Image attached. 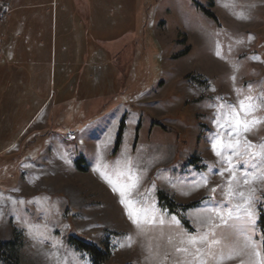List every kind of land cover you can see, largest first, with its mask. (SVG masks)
<instances>
[{
	"label": "rangeland",
	"instance_id": "374dc122",
	"mask_svg": "<svg viewBox=\"0 0 264 264\" xmlns=\"http://www.w3.org/2000/svg\"><path fill=\"white\" fill-rule=\"evenodd\" d=\"M11 1L10 25L19 24L22 12L25 23L52 24L51 14L32 16L46 0ZM53 1L60 24L64 1ZM93 2V27L110 26L107 39L118 42L109 46L116 57L99 53L102 62L108 61L107 71L104 64L85 67V81L79 82L76 96L65 98L60 108L58 103L53 108L59 100L56 92L42 96L39 101L52 126H35L41 113L30 123L40 106L30 90L31 105L25 111L17 114L14 106L10 121L1 112L0 264H93L89 252L78 249L71 238L109 253L102 264H194L196 248L206 264H217L215 257L229 251L234 258L222 264H256L253 249L245 246L244 234L238 231L240 222L227 216L233 205L244 201L234 195L229 202L226 194L243 191L247 196L255 189L253 240L264 254L258 225L264 213V179L244 183L245 171L250 176L259 173L251 163H240L258 150L246 152L245 139L254 145L264 143V123L251 132L229 135L218 121L225 123L221 105L247 102L248 97L259 105L248 119H264V0ZM96 77L100 80L93 81ZM3 109L10 111L9 104ZM123 117V140L114 154ZM217 133L225 143L240 141L235 154L224 153L231 155L230 163L213 149ZM80 157L86 172L76 167ZM254 163L264 170V162ZM102 172L120 186L132 189L135 184L127 198L138 201L136 207L149 209L147 216L139 217V226ZM232 172L237 179L229 185ZM159 190L180 207H162ZM194 202L191 208L181 207ZM218 212L227 225L221 224ZM205 234L208 241H221L212 246L214 255L200 241ZM191 238L197 244H189ZM7 242H13L10 249ZM183 248L188 252L177 251ZM10 254L14 261H8Z\"/></svg>",
	"mask_w": 264,
	"mask_h": 264
},
{
	"label": "crops",
	"instance_id": "0c3cea01",
	"mask_svg": "<svg viewBox=\"0 0 264 264\" xmlns=\"http://www.w3.org/2000/svg\"><path fill=\"white\" fill-rule=\"evenodd\" d=\"M63 1L64 4L60 13L63 16L60 24H57L58 11L57 8H54L55 1L53 0H46L45 3H41L40 7L42 8L40 11L38 10L32 15L48 17L51 14V25L25 23L27 20L24 21L25 16L23 15H26V12H22L19 14L21 16L19 24L12 26L10 25V20L14 8L9 17L4 22H0V93L3 92L0 95V115L6 114L9 121L11 120V112H13L14 106L17 114L28 108L27 105L31 101L28 98L30 90L31 96L35 97L32 98L35 99L34 102H39L37 104H40L30 123L35 121L34 119L41 113L35 126L46 127L49 125L47 123L49 117L44 114L46 110L42 109L43 106L40 103L41 101H39L41 97L49 91L56 92L55 96L57 94L59 100L53 104V108L56 103L59 104L57 106L60 108V104L65 102V98L73 100L74 96H76L79 82L85 81V67L98 64H104L106 67L108 61L102 62L101 54L99 53H104L106 58L109 57V54L110 58L116 57V55L109 52V46H117L118 43L116 41L109 42L107 39V33L111 30L110 26L99 25L98 27L100 28L98 29L93 27L92 19H94V15L91 11L94 8L92 5H94L93 1L95 0H90L92 9L87 7L85 2L87 0H83V3L79 0V11H72L69 0ZM49 5L52 6L51 12L46 10ZM80 13L82 14L80 15ZM95 57L100 62L96 63L94 61ZM61 66L62 68H60ZM75 66H79L78 68L81 69L78 76L75 73L77 70V68L75 70ZM90 78L89 76L87 81H90ZM104 78L107 81V76H104ZM118 79H120V76L119 78L117 77ZM20 80L31 82L30 85L23 83V85L17 84V86L15 81L20 82ZM42 80H46L47 83H41ZM97 80L100 79L97 77L93 79V81ZM86 84L89 88L90 84L88 82ZM11 92H14V96L9 95ZM8 104L10 111L5 112L3 108L8 107ZM1 112L4 113L1 114ZM44 122H46L45 126H43ZM49 122H51V118ZM49 126L52 125L50 124Z\"/></svg>",
	"mask_w": 264,
	"mask_h": 264
},
{
	"label": "snow or ice",
	"instance_id": "6c2138e0",
	"mask_svg": "<svg viewBox=\"0 0 264 264\" xmlns=\"http://www.w3.org/2000/svg\"><path fill=\"white\" fill-rule=\"evenodd\" d=\"M246 100L247 102L245 100H240L237 104L221 105L222 115L225 120V123L220 124L218 121V126L221 127L225 133L229 135H239L240 132L248 133L251 132L254 128H256L259 124L264 123V119L257 118L254 116L251 120L248 119L249 116H252V114L259 109V105L254 104L252 102L253 98L251 97L246 98ZM225 108L227 109L226 111H224ZM238 147H240V141H236L234 145L231 143H225L222 139H219V133H217V142L213 143V149L216 151V154L218 156H221L224 159L225 163H230L232 157L231 155L224 156V153L229 152L235 154ZM243 147L245 148L246 152H248L249 149H258L257 151L251 152L248 160L241 161L240 163L242 165L251 163L252 170L259 173L258 176H250V173L248 171H245L242 176L244 183H247L249 179H252L253 181L258 178L264 179V170H260L259 166L254 163V161L264 162V143H261L260 145H254L250 141L245 139L243 141ZM223 171L224 170L221 171V175H223ZM228 171L231 172V169H228ZM101 175L104 176V178L108 180V182L112 185L113 191L119 193L121 197L120 203L125 205L129 218L133 221V223L139 226V217L147 216L149 209L145 207H136L138 201L127 198L131 196V192L132 189L135 188V184H133L132 189H130L125 186H120L118 182H114L112 178L105 175L103 172L101 173ZM118 179L119 176H117L116 180L118 181ZM129 179H131V177H129ZM236 179L237 178L235 173L232 172L228 184L230 185ZM254 191L255 189H252L251 192L246 196L243 191L233 193L231 190H229V192L226 194L229 197V202L231 201V198L235 195L239 197L242 201H244V203L233 205L232 207L234 211H229L227 213V216L231 220L240 222L238 231L244 234L245 246L251 247L253 249V255L256 257V264H264V254L261 253L260 248L254 243L253 240V234L255 233L257 219L255 209H253L252 207V203L257 199L251 194ZM261 202L264 203V201ZM217 216L220 217L221 224L227 225L228 221L225 220L219 212L217 213ZM233 226L237 227V225ZM217 227H219V225H217ZM209 234L214 235V233ZM209 234H205L204 236L200 237V241L207 243L209 245V254L214 255L211 251L212 246L220 245L221 241L216 239L208 241ZM197 242L198 241L196 238H191L189 240V244L191 245H195L197 244ZM261 245H264V237H261ZM177 251L187 253L188 249H177ZM200 256V249L196 248L194 264H197V262L198 264H206V262L202 258H200ZM215 258L217 260V264H222L223 260L232 259L234 258V256L232 251H229L227 255L221 253L218 257Z\"/></svg>",
	"mask_w": 264,
	"mask_h": 264
},
{
	"label": "trees",
	"instance_id": "16d2710c",
	"mask_svg": "<svg viewBox=\"0 0 264 264\" xmlns=\"http://www.w3.org/2000/svg\"><path fill=\"white\" fill-rule=\"evenodd\" d=\"M78 1L79 0H72V3H71L72 4V7H73V9L75 11H79ZM81 2L83 3V0H81ZM85 2L87 4V7L88 8L89 7L91 8V1L90 0H87ZM212 6H213V4H212ZM198 8L201 9L210 18H213V19H216L217 20L215 14H213V12H211L210 10H208L206 8H203L200 5H198ZM81 14L82 13H80V15ZM108 65L109 64H107L106 65L107 67H105V69H104L105 72L108 69ZM115 79H117V78H115ZM108 83H109V80H107V84ZM110 94H112V92H110ZM125 126H126L125 117H123V119H122V121L120 123V126H119V132H118L117 139H116V146H115L114 154L117 153V151L119 150L120 145L122 143L123 135H124V131H125ZM162 127H163L164 130H169L165 126H162ZM139 129H140V125L138 127L137 134H138ZM47 134H48L47 132L44 133L45 136ZM76 167L80 171H83V172L84 171L85 172L88 171V167L86 166L85 159L83 157H80V158H78L76 160ZM158 197H159V203H160V205L162 207H164V208H168V209L174 210L177 207H180V206H176L174 203H172L171 200H170V198L166 194V192H164L163 190H159L158 191ZM195 205H196V202L190 203V204H187L186 206H181V207H183L185 209H188V208H191L192 206H195ZM182 221H183L184 225L188 226V223L185 220H182ZM258 225H259V228L261 230L262 237H264V213H261L260 214ZM71 243L74 244L78 249L89 252V254L91 255V257L93 259V264H102V263H104L105 261H107L109 259V253H106V252H103V251L99 250L97 247H95L94 245L86 242L85 240H83L81 238H71ZM12 245H13V242H7L6 243V247L9 246L8 249H10ZM263 248H264V245H263ZM9 258L10 259H8V261L9 260L10 261L11 260L14 261L16 259L14 257V255H12V254L9 255Z\"/></svg>",
	"mask_w": 264,
	"mask_h": 264
},
{
	"label": "built area",
	"instance_id": "2783aa9c",
	"mask_svg": "<svg viewBox=\"0 0 264 264\" xmlns=\"http://www.w3.org/2000/svg\"><path fill=\"white\" fill-rule=\"evenodd\" d=\"M13 9L11 0H0V22H4L10 15ZM74 132H71L73 135Z\"/></svg>",
	"mask_w": 264,
	"mask_h": 264
}]
</instances>
